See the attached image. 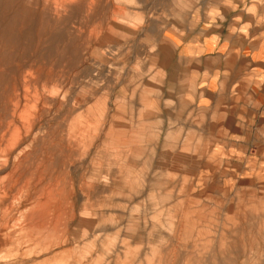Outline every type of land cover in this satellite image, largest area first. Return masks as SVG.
<instances>
[{"label": "rangeland", "instance_id": "rangeland-1", "mask_svg": "<svg viewBox=\"0 0 264 264\" xmlns=\"http://www.w3.org/2000/svg\"><path fill=\"white\" fill-rule=\"evenodd\" d=\"M204 2L0 0V264H264V101L164 71Z\"/></svg>", "mask_w": 264, "mask_h": 264}, {"label": "crops", "instance_id": "crops-1", "mask_svg": "<svg viewBox=\"0 0 264 264\" xmlns=\"http://www.w3.org/2000/svg\"><path fill=\"white\" fill-rule=\"evenodd\" d=\"M202 6L199 19L194 20L199 25L190 30L188 38L174 37L178 45L164 63V71L173 86L184 82L180 102L185 112L194 105L209 104L211 112H228L225 127L234 129L246 97L264 101V0H205ZM113 130L110 121V151ZM189 220L200 221L186 216ZM191 228L187 224L179 226L186 232Z\"/></svg>", "mask_w": 264, "mask_h": 264}, {"label": "bare ground", "instance_id": "bare-ground-1", "mask_svg": "<svg viewBox=\"0 0 264 264\" xmlns=\"http://www.w3.org/2000/svg\"><path fill=\"white\" fill-rule=\"evenodd\" d=\"M43 227H41L40 229H42ZM62 253H64L63 251L62 252H60V254H62ZM46 262V261H45Z\"/></svg>", "mask_w": 264, "mask_h": 264}]
</instances>
